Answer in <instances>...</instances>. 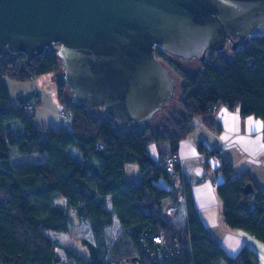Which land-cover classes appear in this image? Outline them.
Segmentation results:
<instances>
[{
	"label": "trees",
	"instance_id": "1",
	"mask_svg": "<svg viewBox=\"0 0 264 264\" xmlns=\"http://www.w3.org/2000/svg\"><path fill=\"white\" fill-rule=\"evenodd\" d=\"M155 54L182 78L176 104L168 100L150 121L121 125L103 105L68 97L62 79L56 82V97L69 120L60 127L37 117L34 95L11 100L7 85V79L27 82L59 71L63 62L58 55L46 49L29 66L21 53L16 59L0 57V264H124L134 263L133 257L139 264H260L248 246L233 256L214 239L183 176L184 223L163 210L166 199L177 204L178 192L161 163L164 155L178 150L195 118L219 131L213 119L216 106L264 120V30L254 31L229 54L208 51L195 70H186L175 61L178 56L165 50ZM32 99L35 108H27L24 102ZM151 144L161 149L160 158L150 155ZM70 147L82 158L69 153ZM13 148L20 155L39 154L40 160L13 164ZM198 149L221 156L202 142ZM128 163L138 165L137 180L128 178ZM176 169L180 173V163ZM219 171L225 179L216 190L226 223L264 241V193L247 173L235 176L223 157ZM74 213L88 222L93 235L94 241L83 240L87 255L51 237L71 231ZM113 225L120 232L109 242L107 229ZM155 234L165 238L164 244L153 241Z\"/></svg>",
	"mask_w": 264,
	"mask_h": 264
},
{
	"label": "water",
	"instance_id": "2",
	"mask_svg": "<svg viewBox=\"0 0 264 264\" xmlns=\"http://www.w3.org/2000/svg\"><path fill=\"white\" fill-rule=\"evenodd\" d=\"M259 29L264 0H0V57L29 66L51 50L74 99L121 125L150 121L175 94L157 48L204 61Z\"/></svg>",
	"mask_w": 264,
	"mask_h": 264
},
{
	"label": "crops",
	"instance_id": "3",
	"mask_svg": "<svg viewBox=\"0 0 264 264\" xmlns=\"http://www.w3.org/2000/svg\"><path fill=\"white\" fill-rule=\"evenodd\" d=\"M38 88L17 95H34L36 101L41 102L42 89ZM213 119L219 131L208 127L201 118L193 120L191 131L176 151L181 166L178 175L190 184L199 216L214 239L233 256L248 246L257 254L259 263L264 264V241L226 223L224 203L216 190V185L225 179L219 171L223 157L232 164L235 176L247 173L264 193V120L253 115L244 117L238 109L231 110L224 105L215 107ZM201 142L210 151L219 150L221 156L201 152L198 149ZM148 149L155 159L161 157L162 152L157 145L151 144ZM126 173L130 180H137L140 176L138 165L128 163Z\"/></svg>",
	"mask_w": 264,
	"mask_h": 264
},
{
	"label": "rangeland",
	"instance_id": "4",
	"mask_svg": "<svg viewBox=\"0 0 264 264\" xmlns=\"http://www.w3.org/2000/svg\"><path fill=\"white\" fill-rule=\"evenodd\" d=\"M261 31V30H256ZM162 50L160 48H157L156 51ZM231 46L228 44L226 48L221 52H226L227 54L230 53ZM175 61L179 62L186 70H195L199 68L201 60L197 58H191V59H185L181 57H175ZM169 68V67H168ZM173 74V77L176 78V90L175 95L172 97V100L170 104H176V100L178 98L179 94V84L182 80L181 76L174 72L171 68H169ZM62 71L63 66H61L60 70L55 73H46L39 76H33L32 79L28 80L27 82H16L11 79H7V85L9 88V94L11 100L16 99V95L18 93H28L30 90H36L39 89L38 86L41 87V102H39V105L36 106V114L39 119H42L46 121L47 123L54 125L56 127H60L62 125H65L68 121L63 120L60 117V114L62 113V110H65L62 105L59 104L57 100V88H56V82L58 80H62ZM66 93L68 97L73 98V94L69 92V89H66ZM14 125H19L18 121H13ZM20 126V125H19ZM11 127L16 130L15 126ZM21 128V127H20ZM20 133L19 130H17V134ZM69 153L72 155L82 158L80 152L74 148H69ZM169 154V153H167ZM166 154V155H167ZM11 160L13 164L23 162V161H29V162H37L40 160L39 154H29V155H20L17 153L16 149H12L11 153ZM177 175H171V180L173 182L174 187L177 190V197L175 198V201L179 203L178 197L181 193V187L178 183V180L176 178ZM179 176V175H178ZM179 179V178H178ZM181 179V176H180ZM171 199H166L163 202V210L169 214L173 220H179L180 222L184 223L185 221V210L182 204L179 205V208L174 213H169V210L172 206H174V203H171ZM75 214V213H74ZM73 226L69 233H52L51 237L58 241L60 244L64 246H69L77 250L82 255H87L88 250L86 246H84L83 240H89L94 241L93 235L91 233L89 224L86 220L80 219L78 216L73 215ZM119 227L118 225H113L112 227L107 229V239L109 242L113 241L119 234ZM58 252H60L59 249H57ZM129 261H125L124 264H127ZM134 264V263H133Z\"/></svg>",
	"mask_w": 264,
	"mask_h": 264
},
{
	"label": "built area",
	"instance_id": "5",
	"mask_svg": "<svg viewBox=\"0 0 264 264\" xmlns=\"http://www.w3.org/2000/svg\"><path fill=\"white\" fill-rule=\"evenodd\" d=\"M24 104L27 108H30V109L35 108V103H34L33 99L29 100L27 102H24ZM60 117L63 120H66V121L69 120L68 112L66 110H62ZM179 163H180V158L176 152L169 153V154L164 155L162 157V163L161 164L163 167H165V169L167 170V172L169 173L170 176L179 174V172L176 169V165ZM178 183L180 184V187H181V193L178 197L179 203L172 206L169 210V213L176 212L179 208V205L185 201L184 182L182 179L179 178ZM152 238H153V241L156 243L164 244V242H165V238L163 236H161L160 234H155V235H153ZM127 264H133V263L128 262Z\"/></svg>",
	"mask_w": 264,
	"mask_h": 264
}]
</instances>
